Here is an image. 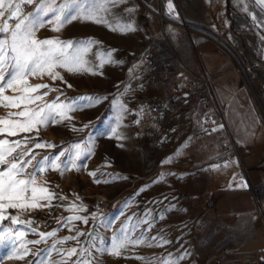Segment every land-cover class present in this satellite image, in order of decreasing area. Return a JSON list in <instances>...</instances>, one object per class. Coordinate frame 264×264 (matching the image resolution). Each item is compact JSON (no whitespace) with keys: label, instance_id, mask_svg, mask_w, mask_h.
<instances>
[{"label":"rangeland","instance_id":"obj_1","mask_svg":"<svg viewBox=\"0 0 264 264\" xmlns=\"http://www.w3.org/2000/svg\"><path fill=\"white\" fill-rule=\"evenodd\" d=\"M56 2L60 4L63 0ZM169 3L174 11L168 9ZM182 5L179 1L165 0L162 11L170 20L162 23L164 39L160 40L156 37L160 31L156 18L150 15V7L142 0H122L114 6L109 5V11L102 14L107 23L78 19L65 24L58 32L52 31L54 25L47 23L36 30L38 39L59 38L84 44L89 40L96 41L84 59L97 74L57 69L63 81L57 79L54 82L47 75L42 78L30 76V85L48 84L55 90L42 88L39 93H33L48 94L42 100L28 104L27 108L37 109L57 96L60 97L57 104L87 96L104 99L93 106L77 100L78 110L67 111L69 118L60 123L49 121L47 126L40 125L38 130L16 136L0 135V139L9 141L32 137L26 147L18 148L14 153L18 155L32 149L36 157L25 169V176L33 172L36 161L59 153L64 146L81 143L84 149L91 147L89 155L76 161L77 165L83 166H68L63 174L59 169L49 168L37 175V185L54 193L50 206L7 209L5 215L9 219L0 222V226L24 231V240L40 239L32 229L36 233L55 230L56 235L47 237L40 244L25 245L31 251L23 259L7 258L12 254L13 246L5 240L0 246V264H33L34 261L36 264L40 261L54 264L66 257L51 250L53 243L65 237H77L78 232L84 235L56 244V249L65 253L70 248L77 249L76 255L67 258V264L78 259L82 262L86 259L90 264H161L162 260L171 258L175 261L179 257H183L179 264H256L258 251L254 243L258 234L253 230V220L249 217L216 218L207 204L214 188L211 173L219 166L234 162L236 146L225 131L220 110L213 102L208 77L197 64L198 55L190 41V36L197 34L191 25L180 20ZM35 7L36 3H33L24 12H32ZM156 9L155 3L152 11ZM251 11L254 14L235 12L231 15V42L218 43L237 60L244 82L253 94L262 98L264 85L249 67L262 69L252 54V40L264 38V26H261L264 24V6L258 3L256 11ZM247 15L257 17L252 19ZM145 16L155 22L153 30L141 22ZM127 25L133 30H127ZM147 34L153 39L149 40ZM155 44L160 45V51L156 53L158 65L169 67V80L165 85L169 105L164 112L149 114L147 100L161 89L147 83L142 53L145 47ZM109 51L117 63L105 62L100 66L97 53L106 56ZM22 87L17 85L16 91L6 89L4 95L18 97L22 95L19 90ZM121 104L127 111L122 113V127L118 131L125 139L102 135L121 115ZM259 105L264 117V102L259 100ZM21 110H24L23 105L20 108L0 106V119H18L9 117V113ZM56 119L60 120V117ZM74 128H83V131H74ZM38 140L55 147L34 148ZM61 161H65V157L57 163ZM89 173H95V176ZM161 174L163 179H160ZM140 189L143 190L138 191ZM40 203L48 204V201ZM72 205L77 209L82 205L86 210L69 211ZM93 214L96 219H92ZM73 215L87 218L88 224L83 220L69 223L67 217ZM14 216L21 222L12 224L11 217ZM122 227L131 239L142 238L143 243L129 244L121 249L120 256H114L107 250L111 247V237L119 234ZM90 232L92 236L88 235ZM93 244L95 246L90 247ZM80 249H89L90 254L81 253ZM17 250L24 251L19 247V238Z\"/></svg>","mask_w":264,"mask_h":264},{"label":"snow or ice","instance_id":"obj_2","mask_svg":"<svg viewBox=\"0 0 264 264\" xmlns=\"http://www.w3.org/2000/svg\"><path fill=\"white\" fill-rule=\"evenodd\" d=\"M118 2H122V0H63L60 4H57L56 0H38V2L36 0H0V106L14 108L24 106V110L9 113V117L16 116L18 119H0V135L16 136L22 132L30 133L33 130H38L40 125L47 126L49 121L54 124L60 123L63 119L69 118L66 115L67 111L78 110L77 100L87 101V106H93L104 99L87 96L74 98L73 101L67 104L63 102L57 104L56 101L60 100V97L57 96L53 101L45 103L42 107L28 109V104L42 100L48 94L44 92L32 95L33 93H39L42 88L49 91L55 90L48 84L30 85L28 77L40 76L42 78L47 75L53 82L57 79L63 81V76L57 69H63L69 73L88 72L93 75L97 74L87 66L88 61L84 59L86 53L90 51L91 45L97 43L96 41L89 40L87 44H84L59 38L38 39L36 30L47 23L53 24L51 30L58 32L65 24L78 19L82 22L107 23L102 14L109 11V5L114 6ZM240 2L241 0H237L238 4ZM33 3H36L34 10L25 13L23 5ZM257 3L264 6V0H257ZM167 7L170 11H174L171 3ZM253 19H255V16H253ZM10 21H15V23H10ZM261 26H264V24ZM127 30H133L131 25H127ZM97 56L101 60L100 66L105 62L117 63L112 60L111 51L106 56H101L99 53H97ZM17 85H23L19 89L22 95L18 97L4 95L6 89L16 91ZM68 87L70 88L71 85H68ZM120 111L121 115L117 116L115 124L102 135L120 140L125 139L124 134L118 129L122 127V113L127 111L126 106L121 104ZM57 116L60 117V120L56 119ZM83 127H87V125ZM73 130L83 131V128H74ZM30 139L32 137L29 136L14 141L0 139V222L9 219L5 215L7 209H37L50 206L51 200L55 198L54 193L37 185V175L49 168L52 170L59 169L63 174L68 166L81 167L83 165H77L76 161L81 160L91 152V147L84 149L81 143L64 146L59 153L50 154L36 161L33 172L25 176V169L32 165V161L36 157L32 154V149L22 151L18 155H14V153L17 152L18 148L26 147ZM43 147L53 148L55 145L39 140L34 145V148ZM29 156L31 158L26 159ZM61 157H65V161L57 163ZM89 175L94 177L95 173H89ZM160 179H163V174H161ZM96 182L99 183V181ZM60 199L66 198L60 197ZM42 200H47L48 204H41L40 201ZM68 210L85 211L86 209L82 205L78 209L76 205H72ZM92 219H96V214H93ZM67 220L69 223L83 220L84 224H88V219L79 215L67 217ZM18 222H21L18 217H11L12 224ZM101 222L103 223V221ZM23 223L31 224L32 222L23 221ZM107 226H110V223ZM32 232L39 235L40 239L26 241L23 239L24 231L0 226V246L5 240L13 246L12 254L7 258L23 259L31 251L25 245L40 244L42 241H46L47 237L56 235L55 230L48 233H36V230L32 229ZM118 233L111 237V247L107 250L111 255L120 256L121 249H125L129 244L139 245L143 243L142 238L133 240L125 234L124 227L119 229ZM81 235H84V233L78 232L77 237H65L63 240H56L53 243L51 250L57 251L62 257H66L54 262V264H67V258L77 254V249L74 247L68 249L65 253L56 249V244H64L67 240L78 239ZM88 235L92 236V233L90 232ZM17 238H19V247L24 249L22 253L17 250ZM101 242L103 243V241ZM163 243H167V241H163ZM94 246V244L90 245V247ZM80 252L90 254L89 249H80ZM140 259L143 258L140 257ZM180 259H183V257H179L175 261L168 258L162 260L161 264H179ZM33 264H36V262L34 261ZM40 264H43V261H40ZM73 264H90V262L86 259L83 262L78 259Z\"/></svg>","mask_w":264,"mask_h":264},{"label":"crops","instance_id":"obj_3","mask_svg":"<svg viewBox=\"0 0 264 264\" xmlns=\"http://www.w3.org/2000/svg\"><path fill=\"white\" fill-rule=\"evenodd\" d=\"M142 1L153 12L156 1ZM175 1L183 3L179 8L180 20L191 25L197 34L190 36L198 55L197 64L208 77L213 102L220 110L225 131L236 146L234 162L219 166L211 173L212 212L216 218L228 220L251 218L253 230L258 234L254 247L259 258L264 254V161L261 157L264 117L259 105V100L264 102V96L253 94L244 82L237 60L218 43L231 42V15L235 12L254 14L251 10L256 11L258 3L257 0H241L239 4L237 0ZM141 22L152 30L155 27L149 16ZM252 42V54L264 71V38Z\"/></svg>","mask_w":264,"mask_h":264},{"label":"built area","instance_id":"obj_4","mask_svg":"<svg viewBox=\"0 0 264 264\" xmlns=\"http://www.w3.org/2000/svg\"><path fill=\"white\" fill-rule=\"evenodd\" d=\"M165 0H156L157 9L154 12H151L155 16L156 22L159 26V37L158 39H164V32L161 28L162 23L166 20V17L163 15V6ZM29 5H23V9L27 10ZM149 40L153 39L151 34H147ZM160 51V45L155 44V46H148L143 49L142 59L144 60V72L146 75V81L149 85L158 87L160 90L159 93L151 95L147 100V112L149 114H157L164 112L169 105V100L165 96V85L169 80V67L167 65H158L156 58V53ZM261 157L264 161V148L261 151ZM264 168V164H263ZM208 206L212 207V201L209 198L207 200ZM256 264H264V254L262 257L256 259Z\"/></svg>","mask_w":264,"mask_h":264},{"label":"water","instance_id":"obj_5","mask_svg":"<svg viewBox=\"0 0 264 264\" xmlns=\"http://www.w3.org/2000/svg\"><path fill=\"white\" fill-rule=\"evenodd\" d=\"M249 70L252 71L259 79L260 83L264 85V71L257 69L255 66H250Z\"/></svg>","mask_w":264,"mask_h":264},{"label":"bare ground","instance_id":"obj_6","mask_svg":"<svg viewBox=\"0 0 264 264\" xmlns=\"http://www.w3.org/2000/svg\"><path fill=\"white\" fill-rule=\"evenodd\" d=\"M166 20L169 22L170 19L168 20V19L166 18Z\"/></svg>","mask_w":264,"mask_h":264}]
</instances>
